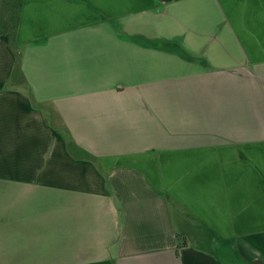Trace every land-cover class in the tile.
Here are the masks:
<instances>
[{"label": "crops", "instance_id": "0c3cea01", "mask_svg": "<svg viewBox=\"0 0 264 264\" xmlns=\"http://www.w3.org/2000/svg\"><path fill=\"white\" fill-rule=\"evenodd\" d=\"M16 45L0 264H264V0H23Z\"/></svg>", "mask_w": 264, "mask_h": 264}, {"label": "trees", "instance_id": "16d2710c", "mask_svg": "<svg viewBox=\"0 0 264 264\" xmlns=\"http://www.w3.org/2000/svg\"><path fill=\"white\" fill-rule=\"evenodd\" d=\"M22 5H23V0H0V6H4L6 8L7 17H9V15L12 13L14 14L15 17V21H13L11 25H8L3 29H0V33H5L8 35L9 44L15 56V66L10 81L17 84H23L28 86L27 79L22 70V56L16 46L17 27L20 19ZM30 95L34 105L35 106L40 105L36 100V98L34 97L32 91H30ZM68 150L71 153V155L75 158L89 159V160L95 159V157L89 151L80 147L72 139L68 140Z\"/></svg>", "mask_w": 264, "mask_h": 264}, {"label": "rangeland", "instance_id": "374dc122", "mask_svg": "<svg viewBox=\"0 0 264 264\" xmlns=\"http://www.w3.org/2000/svg\"><path fill=\"white\" fill-rule=\"evenodd\" d=\"M8 18V19H7ZM15 21V17H14V14H10L9 17H7V11H6V8L4 6H0V29H3L4 27L8 26V25H11L12 22ZM19 24V22H18ZM18 28V27H17ZM17 46V45H16ZM18 49V48H17ZM236 259V264H238L237 262V258H236V254H232L230 256V258H234Z\"/></svg>", "mask_w": 264, "mask_h": 264}]
</instances>
